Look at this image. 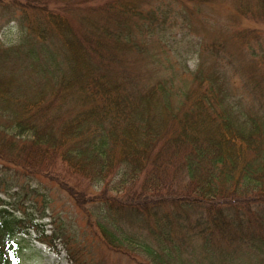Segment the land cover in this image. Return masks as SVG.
Masks as SVG:
<instances>
[{
    "label": "trees",
    "instance_id": "trees-1",
    "mask_svg": "<svg viewBox=\"0 0 264 264\" xmlns=\"http://www.w3.org/2000/svg\"><path fill=\"white\" fill-rule=\"evenodd\" d=\"M221 1L0 0L21 33L0 43V163L64 193L88 242L134 264H264V109L242 107L221 65L237 44L248 65L233 72L262 105L264 0H232L234 31L183 80L144 73L187 4ZM10 186L1 176L0 193ZM3 203L0 264L32 231L85 264L65 225L46 234Z\"/></svg>",
    "mask_w": 264,
    "mask_h": 264
},
{
    "label": "rangeland",
    "instance_id": "rangeland-1",
    "mask_svg": "<svg viewBox=\"0 0 264 264\" xmlns=\"http://www.w3.org/2000/svg\"><path fill=\"white\" fill-rule=\"evenodd\" d=\"M185 7L187 20L183 24L179 22L178 25L168 30L164 40L166 44L161 46L164 53H159L152 59L148 67L144 68L145 74L159 76L169 73L175 74L177 80H183L187 75L184 72H191L195 69L197 53L200 54L204 46L213 41L223 43V39H227L236 27L233 24L232 0H222L212 5L187 4ZM250 26L249 22H242L239 28ZM20 35L18 24L15 21L6 23L5 20H0V43L4 47L18 43ZM224 43L227 59L232 61V64L227 59L221 62V65L229 72L226 75L230 78L228 83L230 94L241 100L244 109L248 110L253 103L256 105L255 109L260 106L264 109V101L262 100V105H257L252 98L253 91L245 86L243 78L233 72V67H235L241 75L242 71L247 68L245 53L243 51L238 53L237 44L230 47L226 46V42ZM4 175L7 182L11 184L7 196L0 193V197L4 199V206L16 208L17 216L25 215L33 218V223L38 224L39 230L44 229L46 234L58 228L60 224L65 225L67 234L69 232L75 234L78 241L77 245L71 246V248L74 246L71 252L77 260L78 254L85 264H134L125 256L107 250L103 245L94 241L88 242L91 233L88 230L91 229L85 225L81 210L74 206L64 193L46 180L22 175L19 171L4 167L0 163V177ZM14 175L17 177L15 186H13L15 184ZM20 187H22L21 190ZM13 240L18 244L19 249L17 260L12 264H78V261L70 260L59 242L56 244L58 253L38 242L34 231L27 236L17 235L13 237ZM84 244L86 254L82 253ZM86 257L92 261L88 263Z\"/></svg>",
    "mask_w": 264,
    "mask_h": 264
}]
</instances>
